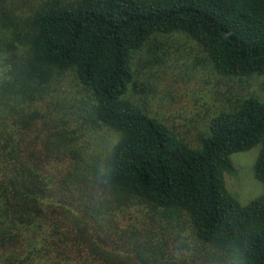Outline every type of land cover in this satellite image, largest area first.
<instances>
[{
    "label": "trees",
    "instance_id": "obj_1",
    "mask_svg": "<svg viewBox=\"0 0 264 264\" xmlns=\"http://www.w3.org/2000/svg\"><path fill=\"white\" fill-rule=\"evenodd\" d=\"M263 91L264 0H0V264H264Z\"/></svg>",
    "mask_w": 264,
    "mask_h": 264
},
{
    "label": "rangeland",
    "instance_id": "obj_2",
    "mask_svg": "<svg viewBox=\"0 0 264 264\" xmlns=\"http://www.w3.org/2000/svg\"><path fill=\"white\" fill-rule=\"evenodd\" d=\"M193 82L192 79L185 81L184 77H182L179 83H171V88L166 86L167 81L164 79L158 81L157 83L159 84H156V90L160 94L166 92L168 89L172 90L176 88L178 90L177 93L179 97L173 106H178L179 108L171 113L176 119L174 121L177 123L183 117L192 115L193 112L200 115L205 102H210V104H215V106H218L220 103L213 94L215 87L211 82L197 86L194 85ZM181 83L182 85H180ZM173 93L175 92L173 91ZM192 99L193 104H190L189 101ZM189 107H193L195 111L191 110ZM194 120L195 122H193V124L198 123V119L194 118ZM202 122H204V120ZM196 131L197 130L193 129L191 133H195ZM257 152L258 148L253 147L247 151L231 154L229 159L233 172L223 173V182L228 194L241 206L260 195L262 191L261 184L253 178V164Z\"/></svg>",
    "mask_w": 264,
    "mask_h": 264
}]
</instances>
